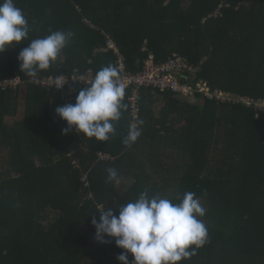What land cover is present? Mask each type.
<instances>
[{
    "label": "trees",
    "instance_id": "1",
    "mask_svg": "<svg viewBox=\"0 0 264 264\" xmlns=\"http://www.w3.org/2000/svg\"><path fill=\"white\" fill-rule=\"evenodd\" d=\"M15 3L31 30L28 40L0 53V82L30 79L20 71V51L63 30L74 33L70 44L38 75L117 66L106 51L110 35L132 72L143 70L152 55L164 63L178 54L199 67L195 84L264 101V0H228L218 18L210 16L219 0ZM83 88H76L71 104ZM129 95L126 90L116 134L102 142L74 127L64 132L67 122L56 113L65 105L62 90L0 91V264H121L117 256L124 250L114 238L97 241L92 219L145 190L177 203L188 191L201 199L207 242L178 264H264V110L200 94L191 103L147 89L142 135L125 147ZM101 151L114 160H102ZM109 168L118 171L119 183L107 181Z\"/></svg>",
    "mask_w": 264,
    "mask_h": 264
},
{
    "label": "clouds",
    "instance_id": "2",
    "mask_svg": "<svg viewBox=\"0 0 264 264\" xmlns=\"http://www.w3.org/2000/svg\"><path fill=\"white\" fill-rule=\"evenodd\" d=\"M31 26L23 10L15 0H0V53L28 40ZM74 33L56 30L43 38L33 39L19 55L20 71L35 78L48 70L67 47ZM84 81L83 78H79ZM66 82L58 84L60 89ZM126 89L119 68L109 64L99 70L87 87L80 89L74 104L56 108V113L67 122L64 132L72 130L83 133L97 141L106 142L116 134L114 122L119 121ZM142 135V129L130 124L123 144L131 147ZM107 181L119 183L115 168L107 169ZM179 202L159 193L149 195L148 190L118 209L104 208L92 224L96 229V240L108 243L114 238L121 264H178L196 255V250L207 242V226L200 219L205 208L196 193L188 191ZM118 213V215L116 214ZM129 253L133 259L129 260Z\"/></svg>",
    "mask_w": 264,
    "mask_h": 264
},
{
    "label": "built area",
    "instance_id": "3",
    "mask_svg": "<svg viewBox=\"0 0 264 264\" xmlns=\"http://www.w3.org/2000/svg\"><path fill=\"white\" fill-rule=\"evenodd\" d=\"M220 5L217 11H215L210 18H218L223 8L228 7V0H219ZM247 2H241L240 5H245ZM108 37V48L106 51H112L117 57V67L120 71V77L125 84V89L130 91L128 98L131 121L130 124L136 123L140 125L141 120V104H143V91L147 89H154L160 92H171L176 98L180 100H187L191 103L197 101V94L202 95L207 99H216L222 102H243L247 106H255L261 110H264V102L255 101L250 98H235L230 94H225L219 91L212 92L205 82H198L192 86L191 80H194L199 67L191 65L187 60L174 54L171 59L164 63H158L155 57L152 55L149 60L145 62L143 70L132 72L128 69L125 57L119 50L118 46L110 35ZM94 70H88L85 73L75 70L70 76H37L27 81L21 78H11L3 82H0V91L7 89H15L26 85H37L41 89H60L58 84V78L60 83H64V86L60 89L64 95L65 105L71 104L76 94V88L87 87L92 79H94ZM79 78H83L85 82L80 81ZM184 79V81H183ZM260 103V104H258ZM263 103V105L261 104ZM102 160H114V157L105 152H99ZM81 162V161H80Z\"/></svg>",
    "mask_w": 264,
    "mask_h": 264
},
{
    "label": "rangeland",
    "instance_id": "4",
    "mask_svg": "<svg viewBox=\"0 0 264 264\" xmlns=\"http://www.w3.org/2000/svg\"><path fill=\"white\" fill-rule=\"evenodd\" d=\"M21 102H23V99H21ZM264 102V101H263ZM258 104H260V103H258ZM262 105H263V103H261ZM9 121H12V119H9ZM75 162H76V166H79V164H81V162H80V160L78 159V160H75ZM132 182L133 181H131V180H128V181H126L124 184H123V186H124V188H125V191H127V189H129V187L132 185Z\"/></svg>",
    "mask_w": 264,
    "mask_h": 264
},
{
    "label": "crops",
    "instance_id": "5",
    "mask_svg": "<svg viewBox=\"0 0 264 264\" xmlns=\"http://www.w3.org/2000/svg\"><path fill=\"white\" fill-rule=\"evenodd\" d=\"M37 76H41V75H37ZM49 76H52V75H49ZM18 78H19V76H18ZM41 78H43V76H41ZM31 79V78H30ZM22 80H24V81H27V80H29V79H22ZM28 86H31V85H26V86H21V87H19V88H15V89H7V90H18V89H20V91H21V93L24 91V89H26ZM32 86H37V85H32ZM38 87H40V86H38ZM6 91V90H5ZM161 104V103H160Z\"/></svg>",
    "mask_w": 264,
    "mask_h": 264
},
{
    "label": "water",
    "instance_id": "6",
    "mask_svg": "<svg viewBox=\"0 0 264 264\" xmlns=\"http://www.w3.org/2000/svg\"><path fill=\"white\" fill-rule=\"evenodd\" d=\"M190 84H191L192 86H194L195 82L191 80V81H190Z\"/></svg>",
    "mask_w": 264,
    "mask_h": 264
}]
</instances>
